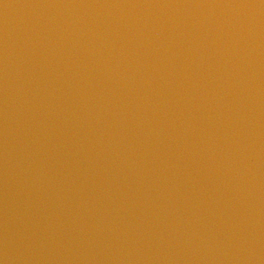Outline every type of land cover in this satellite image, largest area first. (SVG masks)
<instances>
[{"label":"water","instance_id":"1","mask_svg":"<svg viewBox=\"0 0 264 264\" xmlns=\"http://www.w3.org/2000/svg\"><path fill=\"white\" fill-rule=\"evenodd\" d=\"M0 264H264V0H0Z\"/></svg>","mask_w":264,"mask_h":264}]
</instances>
